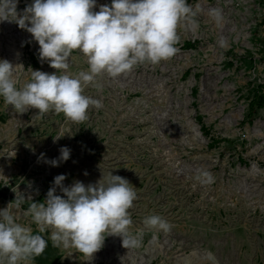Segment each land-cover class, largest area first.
I'll return each mask as SVG.
<instances>
[{
	"label": "rangeland",
	"instance_id": "rangeland-1",
	"mask_svg": "<svg viewBox=\"0 0 264 264\" xmlns=\"http://www.w3.org/2000/svg\"><path fill=\"white\" fill-rule=\"evenodd\" d=\"M30 2L18 0L17 10ZM109 2L97 0L93 11ZM187 2L201 11L193 24H178V51L127 75L98 76L100 87L88 86L84 94L101 99L102 106L89 107L86 121L69 122L52 110L17 113L0 99V191L36 201L57 174L65 175L67 186L74 180L95 183L111 170L137 193L128 210L130 231L143 229V218L151 214L168 221L170 230L144 229L140 246L131 249L107 235L92 259L84 260L73 249L54 247L46 228L44 251L19 264H209L205 252L216 264H264V106L251 113L249 108L264 93V0ZM209 8L221 11L219 25L207 15ZM186 41L193 46L184 47ZM37 49L26 30L0 22V59L16 64L20 84L31 69L55 71L38 60ZM87 67L73 50L67 71ZM67 127L71 135L55 138ZM61 146L70 150L63 162ZM53 158L57 166L45 162ZM197 169L209 171L212 182L195 180ZM54 194L63 196L59 187ZM8 203L13 201L0 196V208ZM26 208L11 211L35 234Z\"/></svg>",
	"mask_w": 264,
	"mask_h": 264
},
{
	"label": "clouds",
	"instance_id": "clouds-1",
	"mask_svg": "<svg viewBox=\"0 0 264 264\" xmlns=\"http://www.w3.org/2000/svg\"><path fill=\"white\" fill-rule=\"evenodd\" d=\"M17 3L0 0V22L15 23L30 33L38 44V60L46 61L55 71L31 69L30 79L20 84L16 64L0 59V99L17 113L33 108L44 115L52 110L73 123L86 121L89 107L102 106L101 99L84 94L88 86L100 87L98 76L117 78L137 65H155L171 58L178 51V24H193L201 11L199 4L193 6L187 0H110L96 11L97 0H31L20 11ZM207 15L216 25L222 22L218 8H209ZM218 44L224 46L223 38ZM73 50L85 57L87 70L67 71ZM65 133L71 135V128L62 129L55 138ZM69 155V148L61 146L59 161ZM45 162L58 165L56 158ZM64 179V174L53 177L42 202L17 191L13 203L0 208V264H19L39 256L48 243L41 235L46 228L51 229L49 240L54 247L73 249L84 260L92 259L107 235L120 237L122 246L131 249L140 246L144 229L168 232L171 228L163 217L151 214L143 218L144 228L132 233L128 210L137 193L126 178L111 170L95 183L74 180L65 186ZM194 179L210 184L213 177L209 171L197 169ZM57 187L63 196L54 194ZM25 199L31 203L24 215L31 216L38 229L35 234L17 223L11 211ZM204 258L216 264L211 252H205Z\"/></svg>",
	"mask_w": 264,
	"mask_h": 264
},
{
	"label": "trees",
	"instance_id": "trees-1",
	"mask_svg": "<svg viewBox=\"0 0 264 264\" xmlns=\"http://www.w3.org/2000/svg\"><path fill=\"white\" fill-rule=\"evenodd\" d=\"M184 47L188 48V47H191L193 46V42L192 41H186L183 45ZM264 106V93H259V94H256L254 96V98L250 101L249 103V108H250V113L254 111L255 107H262ZM0 118H1V115H0ZM46 193V192H45ZM45 193H42L40 194L36 201L37 202H42L43 198H44V195ZM0 196H3V197H7L9 200L13 201V199L15 198L14 196H7L4 192L0 191ZM23 207H27V203L24 202L23 204H21Z\"/></svg>",
	"mask_w": 264,
	"mask_h": 264
}]
</instances>
